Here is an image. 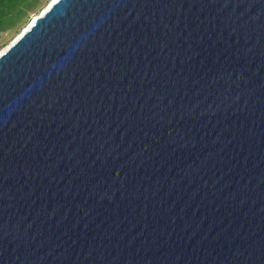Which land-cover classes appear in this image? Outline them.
Returning <instances> with one entry per match:
<instances>
[{
	"label": "water",
	"instance_id": "obj_1",
	"mask_svg": "<svg viewBox=\"0 0 264 264\" xmlns=\"http://www.w3.org/2000/svg\"><path fill=\"white\" fill-rule=\"evenodd\" d=\"M0 51V264H264V0H51Z\"/></svg>",
	"mask_w": 264,
	"mask_h": 264
},
{
	"label": "trees",
	"instance_id": "obj_2",
	"mask_svg": "<svg viewBox=\"0 0 264 264\" xmlns=\"http://www.w3.org/2000/svg\"><path fill=\"white\" fill-rule=\"evenodd\" d=\"M39 0H0V32L13 28L33 11Z\"/></svg>",
	"mask_w": 264,
	"mask_h": 264
},
{
	"label": "rangeland",
	"instance_id": "obj_3",
	"mask_svg": "<svg viewBox=\"0 0 264 264\" xmlns=\"http://www.w3.org/2000/svg\"><path fill=\"white\" fill-rule=\"evenodd\" d=\"M50 1L51 0H39L36 8L33 11L28 12L26 14V18L21 21L16 28L0 32V51H2L10 42H12L13 39H15V37L24 29L29 20L38 15L41 10L47 7V4Z\"/></svg>",
	"mask_w": 264,
	"mask_h": 264
},
{
	"label": "bare ground",
	"instance_id": "obj_4",
	"mask_svg": "<svg viewBox=\"0 0 264 264\" xmlns=\"http://www.w3.org/2000/svg\"><path fill=\"white\" fill-rule=\"evenodd\" d=\"M24 29H25V28H24ZM24 29H23V30H24Z\"/></svg>",
	"mask_w": 264,
	"mask_h": 264
}]
</instances>
